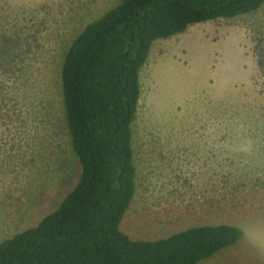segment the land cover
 <instances>
[{"label":"rangeland","instance_id":"rangeland-1","mask_svg":"<svg viewBox=\"0 0 264 264\" xmlns=\"http://www.w3.org/2000/svg\"><path fill=\"white\" fill-rule=\"evenodd\" d=\"M120 0H0V241L53 211L80 166L60 67ZM131 125L136 189L120 229L154 240L207 224L238 241L200 264H264V3L153 42Z\"/></svg>","mask_w":264,"mask_h":264},{"label":"trees","instance_id":"trees-1","mask_svg":"<svg viewBox=\"0 0 264 264\" xmlns=\"http://www.w3.org/2000/svg\"><path fill=\"white\" fill-rule=\"evenodd\" d=\"M264 0H120L87 23L60 67L65 121L79 177L38 223L0 241V264H200L235 244L230 224L192 226L154 240L120 223L136 189L131 125L139 71L157 39L235 17Z\"/></svg>","mask_w":264,"mask_h":264}]
</instances>
